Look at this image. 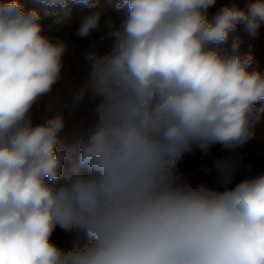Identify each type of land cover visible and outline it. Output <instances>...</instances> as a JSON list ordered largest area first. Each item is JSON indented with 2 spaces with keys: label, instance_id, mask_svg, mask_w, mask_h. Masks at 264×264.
I'll return each mask as SVG.
<instances>
[{
  "label": "clouds",
  "instance_id": "9594fccd",
  "mask_svg": "<svg viewBox=\"0 0 264 264\" xmlns=\"http://www.w3.org/2000/svg\"><path fill=\"white\" fill-rule=\"evenodd\" d=\"M0 2V264H264V174L233 186L239 158L217 159L214 185L174 173L195 146L227 151L252 135L264 112V74L220 48L244 24L257 36L264 0L223 6L216 0H115L125 10L111 54L90 46L91 80L72 98L95 101L92 126L61 148L63 112L34 123L39 98L59 80L67 45L44 34L43 17L63 25L74 6L91 11L77 35L101 28L100 0ZM75 153L70 174L64 164ZM63 183H57L61 178ZM84 233L65 251L51 237Z\"/></svg>",
  "mask_w": 264,
  "mask_h": 264
},
{
  "label": "rangeland",
  "instance_id": "374dc122",
  "mask_svg": "<svg viewBox=\"0 0 264 264\" xmlns=\"http://www.w3.org/2000/svg\"><path fill=\"white\" fill-rule=\"evenodd\" d=\"M21 1L22 0H20V3ZM0 2H5V0H0ZM247 2L248 0H216V3L207 10L208 19L211 20L225 5L236 3L239 7L244 8ZM100 4L102 8L109 7L111 10H114L115 12L118 11L120 13L121 16L118 18L115 16V12L113 11L111 17L113 22L117 23L116 27H119L121 21L125 18V10H117L114 6L115 0H100ZM75 23L76 22L73 23V30L69 31L70 28L68 29L67 25L64 23L65 25H62V28H64L63 30L60 27L55 30L51 28L45 30L44 34L53 40H61L60 38H62L63 33H66L67 30V32L69 31V34H71L69 35L70 38L74 39L75 41H79L81 44H84L85 39L77 35L78 29L76 26L77 23ZM107 31V27L101 26V29L94 32L90 37L92 46L94 45L93 51H95L100 57L107 55L103 49L105 45H108L111 48L115 47V38L107 36ZM237 36L242 41L240 48L238 49L239 54L242 56L251 54L253 56V64L251 65V68L257 69L262 74H264V24L261 25L259 33L255 37L251 36L245 30L243 23L239 24L236 30L230 33L228 42L224 45H221L220 48L227 49L230 52L232 41ZM61 41H63V39ZM90 74V64L87 63L80 71H77L72 60H67L65 64L63 63L60 78L56 84L53 85L52 91L39 98L31 109L30 115L34 123H41L48 117L63 112L66 120V126L60 134L61 148L67 149L77 144L78 141L84 135H86L87 130L94 123V108L96 102L93 101L90 96L86 95L85 99L75 107L72 104L73 96L82 89H86L90 84ZM74 80L75 83L73 84ZM262 104H264V101H260L257 104V108H259ZM242 145L237 147L238 150L243 149L244 151L242 152H250L253 150L252 147L255 148V145L260 148H264V112H261L259 118L254 121L252 125V135L244 142L245 149L242 147ZM214 147L215 148L210 149L207 154H205L199 148L194 146L192 150H194L197 155V163H203L204 167L199 169L201 171L200 173L199 170L194 172V178L190 177L189 173L181 174V172H179L177 175H181L183 178L189 180L195 185L200 182L201 178H204L210 174H215L216 172L214 170L211 172L205 171V169L211 168L217 159L223 158V155L218 152L223 146L217 144ZM253 154L255 155L256 152L253 151ZM181 159L182 158L176 162L173 171L176 169L177 165L180 164ZM256 160H260V158L258 157ZM74 161L75 153H73L72 156L65 161V175L71 173ZM260 165L261 163L258 164V170L256 173L264 174V171L261 169ZM60 182L61 180L57 181V183ZM57 232L60 233V235H57ZM56 236H58L57 239L55 238ZM51 239L55 244L65 251L76 247L83 248L88 243L86 234L74 232L65 233L59 227H57ZM60 241L62 242L61 244Z\"/></svg>",
  "mask_w": 264,
  "mask_h": 264
},
{
  "label": "bare ground",
  "instance_id": "6f19581e",
  "mask_svg": "<svg viewBox=\"0 0 264 264\" xmlns=\"http://www.w3.org/2000/svg\"><path fill=\"white\" fill-rule=\"evenodd\" d=\"M21 3L24 5L25 11L35 8V9H38L39 11H41V13L43 12V7L37 3V0H22ZM99 7L102 8L101 4L99 5ZM102 9H104V14L101 18V26H105L104 20L111 18L114 10H111L109 7L102 8ZM89 11H91V10L84 8L82 6H79V5L74 6L70 18L65 22V24L67 25V28L68 29L70 28L69 31L73 30V23L74 22L77 23V24L76 23L75 24L77 26V29H79L82 18L85 15H87L89 13ZM115 16L119 18L121 15L118 11H116ZM52 20H53V18H51V17H43L42 16L41 24H43L45 26V30L51 29V28L55 30V29H58V27L62 28V25H53ZM116 25H117V23L114 22V26H116ZM63 29L64 28H62V30ZM69 31L67 32V30H66V33H63L62 38H60L61 40L63 39V42H65L67 45L66 52L62 58L63 63L65 64L67 62V60H72V62L74 63L75 69L77 71H80L82 69V67L87 64L83 59V54L89 50L90 46H92L91 38H90L91 36H89L87 38H83V39H85V43L81 44L79 41H75L74 39L69 37V35H71V34H69ZM78 40H79V38H78ZM103 49L107 55L111 54L114 50V48H111L108 45H105ZM92 50H93V47H92ZM74 83H75V80H74L73 84ZM244 146L245 145L243 143L242 147L244 148ZM212 148H215V147L213 146ZM252 148H253V150L250 149L251 150V151L249 150L250 152H242V151H244L243 149L238 150L237 148L234 150V152H231V151L225 150L223 147L220 148V151H218V152H220V154L223 155V157L234 156V157L239 158V166H238L239 171L235 177V180L233 182V186L236 183H239L240 181H242L243 179H245L249 176L259 175V173H256V172L258 170L257 169L258 164H260V163H261V165H260L261 169L264 171V148H260L257 145H255V148L254 147H252ZM253 151H255L256 152L255 155H258V156H255L253 154ZM258 157L260 158V160H256V158H258ZM181 158L182 159H181L180 164H178L176 169L174 170L175 174H177L179 172H181V174L189 173L190 177L194 178V174H195L194 172L204 167L203 163H201V162L199 164L197 163L198 158H197V155H196L194 150H191L189 152H185L181 156ZM200 172L201 171L199 170V173ZM216 176H217V173L207 175L204 178H201L200 182H206L208 184L214 185ZM195 179H197V178H195ZM60 180H61L60 183L64 182L63 177ZM192 182H193V180H192ZM58 232H57V235H60V233H58ZM57 237L58 236H56L55 238L57 239ZM61 243L62 242L60 241V244Z\"/></svg>",
  "mask_w": 264,
  "mask_h": 264
}]
</instances>
